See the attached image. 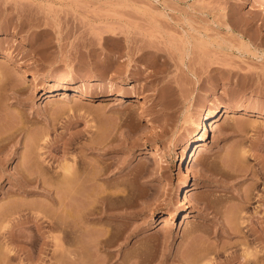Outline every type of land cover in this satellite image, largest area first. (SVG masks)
Returning a JSON list of instances; mask_svg holds the SVG:
<instances>
[{"label": "rangeland", "instance_id": "1", "mask_svg": "<svg viewBox=\"0 0 264 264\" xmlns=\"http://www.w3.org/2000/svg\"><path fill=\"white\" fill-rule=\"evenodd\" d=\"M0 41V69L13 71L12 54L40 75L15 76L32 85L21 98L0 83V133L16 132L0 143V223L25 193L17 165L43 149L48 168L26 196L47 218L11 225L26 210L0 224V264L40 255L57 264L62 254L64 264L94 254L115 264H264V117L240 114H264V0H0ZM63 84L98 100H49ZM133 91L146 104L129 103ZM227 106L236 107L229 118ZM213 108L222 112L188 164L184 148ZM173 139L168 154L147 152ZM188 184L191 210L171 218ZM70 195L64 210L56 198Z\"/></svg>", "mask_w": 264, "mask_h": 264}, {"label": "bare ground", "instance_id": "2", "mask_svg": "<svg viewBox=\"0 0 264 264\" xmlns=\"http://www.w3.org/2000/svg\"><path fill=\"white\" fill-rule=\"evenodd\" d=\"M1 42V41H0ZM1 44V43H0ZM2 53V47H1V45H0V54ZM8 61V62H7ZM7 63H10V62H13V61H15L16 63H15V68L13 69V71H11V70H8V68H6L7 66H5L4 68H2V69H0V83H2L3 85H5L6 87H8L7 89H10L9 91H12V93H14L17 97H19V98H21V95L23 94V93H25V91H27V90H30V88L32 89V85H26V84H24V83H22V81H21V83H19V82H17L16 80H15V76L17 75V74H19V72L21 71V73H24L25 75H23V76H31V81H36V80H38L39 79V74H38V72L37 71H35L34 69H29L28 67H26V65L25 64H23V63H21L20 61H17V59L12 55V54H10L9 55V57H8V59H7ZM5 62V63H6ZM3 64L1 63V66H2ZM9 66V65H8ZM16 79H18V78H16ZM19 81V80H18ZM68 85L67 84H63L61 87H59V89H52V90H50L49 91V95H48V97H49V100H51V99H53V98H51V96H53V95H55L56 93L57 94H64V95H66V94H68L67 92H68ZM73 91H71V93H69L68 95L70 96V97H80V98H83V99H87V100H98V96L99 95H94V94H92V93H89V92H87V91H83V90H81L80 88H74V89H72ZM63 95V96H64ZM101 96H104V95H101ZM130 102L129 103H131V104H133L134 102H138V104H140V105H143V104H146V102L144 101V100H142V99H140L139 98V93L137 92V91H133L130 95ZM123 97H124V95H123V93H117V94H115V95H113V98H120L121 100H123ZM102 98V97H101ZM104 98V97H103ZM100 99V98H99ZM104 100V99H103ZM237 110H238V108H237ZM236 111V107H230V106H227V107H225L224 108V110H223V114L221 115V116H224L225 118H229V117H231L233 114H234V112ZM220 112H222V109L221 110H218L217 108H213V109H210L209 111H207V112H205V113H203V115H202V117H201V120H200V124H199V130L197 131V133L194 135V137L189 141V143L187 144V146H185V148H184V152H183V159L185 160V162H187L188 164H192V162L194 161V159H195V157H196V155H197V153L198 152H200V151H202V150H204L205 149V147H206V140H207V137H208V135H209V133H210V130H211V126H212V122H213V120L214 119H216L218 116H219V114H220ZM241 113L240 114H249V115H253V116H256V117H264V114L262 113V111H259V110H253V109H250V108H248V107H242L241 108V111H240ZM146 118H147V120L150 122H152V117H150V115H146L145 116ZM17 120V119H16ZM13 122V121H12ZM150 122V124H152ZM17 123H20V122H17ZM12 124V123H11ZM9 125H10V123H9ZM9 125H7V126H9ZM14 125V124H13ZM17 125V124H16ZM16 125H14L12 128H13V130H14V127H16ZM12 126V125H11ZM10 126V127H11ZM18 126V125H17ZM20 126V125H19ZM18 126V127H19ZM3 128V127H2ZM11 128V129H12ZM8 129V128H7ZM11 129H9V130H11ZM18 129V128H17ZM17 129H15V131L17 130ZM0 130H1V128H0ZM8 130V131H9ZM5 131V130H4ZM6 132V131H5ZM14 132V131H13ZM13 132H11V133H13ZM9 132H7V134H5V133H3V132H1L0 133V143L2 142V141H4V140H6V139H8V138H11V137H13L12 135H14L16 132H14L13 134H8ZM38 141H39V139H37ZM37 140L35 139V141H36V143H37ZM31 143H34V141L33 142H31ZM31 143H30V145H31ZM36 143H35V145H36ZM178 143V142H177ZM38 145H39V143H37ZM47 144V143H46ZM176 143H175V140L173 139V140H171V141H169V143L168 144H161L160 142H155L154 144H153V146L151 147V149H148V151L147 152H149V153H151V154H162V155H165V154H168L170 151H171V147L173 146V145H175ZM34 145V146H35ZM33 146V147H34ZM41 146H43V145H41ZM1 147H2V149L4 148L3 147V145H1L0 144V149H1ZM30 148H31V146H29ZM32 147V148H33ZM47 147V146H46ZM30 148H28V149H30ZM35 148H37L38 149V147H36L35 146ZM49 148V147H48ZM40 149V148H39ZM41 151L43 150V149H40ZM40 150H35V153H34V156L37 158V157H39L40 156V158H41V160H39L40 158H38V161L39 162H37L36 161V163H40V165L41 166H37V169L36 168H33V167H31L32 166V164L34 163H32V159H35V157L34 156H32V157H25L24 158V164L26 165V168H23V169H21V167L20 166H22V165H20L19 167H18V165H17V168H16V170L18 169V172L17 173H19V175H20V177H22L23 178V180H22V182H21V185H20V189H21V191L23 190L24 192V196L22 197V195H21V198L19 197V199H16V197H14L15 195H16V193L14 194V196L11 198L12 200L11 201H8L9 203H7V205H5L4 207H5V209L3 210V208H2V214H3V220H4V218H7V220H8V222L10 223V219H11V217H13V215L15 214V213H18V212H22V213H24V212H26V210H27V215H26V217H22V218H20V214H18L19 215V217H16V220H14L13 222L11 221V225H22V224H25V225H27L28 223H35L36 225H38V226H40L41 225V223L43 222V220H44V218L47 216L46 215V213H42L43 215H41L40 213H39V208L37 209V207L35 206V202H30V200L28 201V199H30V198H28V197H26V196H28L31 192H34L32 189H30L29 187H30V185L29 184H31L33 181H35V178H38L37 176H39V175H41V173L39 174V172H43V175L44 174H46L48 171H47V169H45V167H46V162H47V157H45L46 156V152L47 151H45L44 152V150H43V153L42 152H40ZM46 150V149H45ZM33 151H34V148H33V150H32V154H33ZM37 151H39V152H37ZM28 153V152H27ZM29 154V153H28ZM27 155V154H26ZM37 155V156H36ZM35 160H37V159H35ZM23 161H21L22 163H23ZM34 161V160H33ZM20 162V163H21ZM49 162V161H48ZM21 163V164H22ZM44 163H45V166H44ZM24 164H23V167H24ZM68 165V164H67ZM44 166V167H43ZM65 166V165H64ZM71 166V165H70ZM70 166H65L64 168H63V170L64 171H62V173H63V175L65 174V173H67L68 174V172H69V167ZM38 167H41V170L40 169H38ZM42 167H43V169H42ZM45 170V171H44ZM46 172V173H45ZM70 172H71V170H70ZM69 172V173H70ZM56 173V172H55ZM59 174H61V172H58ZM57 173V174H58ZM39 174V175H38ZM51 174V173H50ZM49 174V175H50ZM58 174V175H59ZM37 175V176H36ZM48 175V174H47ZM35 176V177H34ZM54 176V175H53ZM57 176V175H56ZM1 177H2V174H1ZM45 178V177H44ZM43 177H42V179H44ZM55 178V177H54ZM46 181H47V179H45ZM44 180V181H45ZM37 181V180H36ZM40 181V180H39ZM33 184V183H32ZM48 184H49V181H48ZM50 184H51V182H50ZM50 184H49V186H50ZM19 185V184H18ZM46 185V184H45ZM34 186V185H33ZM36 186V185H35ZM43 186V185H42ZM36 188V187H35ZM45 190H46V193L48 192V191H50V189H48L47 187H43ZM186 192H185V194H182L181 195V197L179 198V200H178V204H177V206L176 207H172V208H169V209H167L168 211V213L170 214V217L171 218H174V217H177L179 214H186V213H188L190 210H191V205H192V202H193V198H194V194H193V189H194V187H192V185L191 184H188L186 187ZM19 190V189H18ZM43 190V189H42ZM17 192V191H16ZM20 192V191H19ZM51 192V191H50ZM21 194H22V192H21ZM43 194V193H42ZM71 194V193H70ZM11 195V194H10ZM19 195H20V193H19ZM48 195V194H47ZM74 195V194H73ZM18 196V195H17ZM71 197H61V198H56V201H57V203H59V206L60 207H62L64 210L67 208V206H70V207H72V205L74 204V202H72L73 201V199H74V201H75V198L74 197H72V195H70ZM59 197V196H58ZM15 198V199H14ZM96 198V197H95ZM34 199V198H33ZM32 200V199H31ZM76 200H77V198H76ZM34 201V200H33ZM35 203V204H34ZM44 203V202H43ZM45 205V204H44ZM40 206V205H39ZM45 208V207H44ZM69 208V207H68ZM67 208V209H68ZM84 208V207H83ZM82 208V209H83ZM85 208H87V207H85ZM89 208V207H88ZM41 209V208H40ZM43 209V208H42ZM41 209V210H42ZM69 210H71L70 208H69ZM90 210V209H89ZM24 211V212H23ZM79 212H80V210H79ZM85 212H88L87 211V209H85V211H84V213ZM21 213V214H22ZM29 213V214H28ZM82 213H83V211H82ZM13 214V215H12ZM25 214V213H24ZM81 214V213H80ZM12 215V216H11ZM85 215V214H84ZM11 216V217H10ZM15 216V215H14ZM82 216H83V214H82ZM85 217H86V215H85ZM84 217V218H85ZM10 218V219H9ZM47 218V217H46ZM2 219H1V221H2ZM15 219V218H14ZM7 220H5L6 222H7ZM12 220H13V218H12ZM45 220H47V219H45ZM249 219H247V221L246 222H249L248 221ZM5 221H3V222H5ZM87 221V220H86ZM3 222H1L0 224H2ZM7 222V223H8ZM57 222V221H56ZM7 223H5V224H7ZM54 224H55V222H54ZM59 224V223H58ZM4 225V224H3ZM8 225V224H7ZM2 226V225H1ZM3 227H6V226H3ZM11 233H9L8 235H6V237H10V238H12V240H13V238L14 239H16V240H20V238L22 237V238H24V239H27V238H32L34 235H30V234H21L20 232H16V233H14L13 231H10ZM8 233V232H7ZM6 233V234H7ZM31 233V232H30ZM42 233H44V232H41L40 234L42 235ZM5 234V233H4ZM40 234H38V235H40ZM40 235V236H41ZM39 236V237H40ZM44 236H46V235H44ZM43 236V237H44ZM27 237V238H26ZM36 237V236H35ZM34 237V238H35ZM246 237H247V235H246ZM18 238V239H17ZM21 238V239H22ZM59 239L61 238V236H59L58 237ZM73 238V237H72ZM75 238V237H74ZM248 238V237H247ZM9 239V238H8ZM23 239V240H24ZM81 239H82V237H81ZM249 241V240H248ZM246 242V241H245ZM247 243V242H246ZM250 244V243H249ZM249 244H248V246H249ZM248 248V247H247ZM253 250V249H252ZM247 251V255L249 256V257H251L252 256V253L254 252V251H252L251 252V250L250 249H248V250H246ZM57 255V258H58V255L59 254H56ZM101 255V254H100ZM99 254H94V256H92V257H90V255H88L89 257H88V259H85V258H87V256L85 257V258H83L82 257V259H80V257H79V259L78 258H76V259H74L75 258V256L72 258L71 257V259L70 260H68L71 264H104L105 262H106V264H115V261H114V259L116 258V256L114 257V256H112V255H107V257H104V256H102V257H104V258H102L101 256H100ZM16 256L17 255H15V254H8V256H7V258L9 259V260H11V259H15L16 258ZM61 258L62 257H64L65 255H59ZM76 256H78V255H76ZM80 256V255H79ZM82 256V255H81ZM247 256V257H248ZM59 257V258H60ZM254 257H255V255H254ZM56 258V257H55ZM56 258V259H57ZM58 258V259H59ZM59 259L58 260V262H57V260H56V263L57 264H64V262H62V260H63V258L62 259ZM251 258H253V257H251ZM251 258H247V262H249V263H253V259L251 260ZM67 258H65V260H66ZM69 259V258H68ZM245 259V258H244ZM64 260V261H65ZM104 260V261H103ZM255 261V260H254ZM257 261H258V258H257ZM21 262H22V264H44L45 262H46V258H45V256H42V255H40L38 258H37V260L36 261H34L33 259H31V260H27L26 259V261H22L21 260ZM246 262V263H247ZM259 262V261H258ZM69 263V264H70ZM243 263V262H242ZM66 264H67V262H66ZM244 264V263H243Z\"/></svg>", "mask_w": 264, "mask_h": 264}]
</instances>
